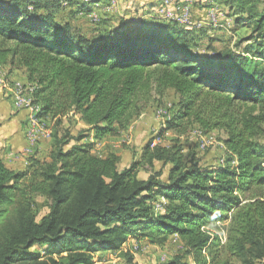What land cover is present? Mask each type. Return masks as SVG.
Here are the masks:
<instances>
[{"label": "trees", "instance_id": "1", "mask_svg": "<svg viewBox=\"0 0 264 264\" xmlns=\"http://www.w3.org/2000/svg\"><path fill=\"white\" fill-rule=\"evenodd\" d=\"M61 1L0 0V66L25 71L50 134L46 160L13 169L0 157V264H92L97 251L129 237L163 245L172 235L184 253L167 264L186 255L194 264L264 261V1H225L250 28V45L216 57L197 54L188 31L156 20L124 22L100 38L75 33L55 20ZM169 89L178 109L167 128L223 130L225 165L202 166L178 142L149 141L141 163L171 166L166 180L161 171L140 178V163L119 169L116 154L93 152L94 140L126 129L152 93ZM69 113L85 124L77 135L58 128Z\"/></svg>", "mask_w": 264, "mask_h": 264}, {"label": "rangeland", "instance_id": "2", "mask_svg": "<svg viewBox=\"0 0 264 264\" xmlns=\"http://www.w3.org/2000/svg\"><path fill=\"white\" fill-rule=\"evenodd\" d=\"M71 1V4L67 0L60 2V5L54 11L55 20L59 24L68 23L72 31L89 38L105 36L108 31L122 27L124 22L140 20L153 22V20H156L159 23L175 24L177 28L180 27L184 31H188L191 36L196 37L197 45L194 51L202 56L216 57V52L236 43L239 45L238 52L243 47L250 45V42L247 43L243 38L251 33L250 28L236 23V9L230 7L231 3L225 2L226 0ZM258 9H264L263 2L259 4ZM16 83H20L24 87L25 94H29L26 89L33 86L30 83L21 82H13L12 85L15 86ZM10 89L11 93H15L13 87H10ZM177 101V94L169 89L163 97L152 93L150 99L143 103L140 114L132 119L126 129L121 130L120 135L114 137L117 144L119 143V150H121L118 162L119 169L125 168L136 161L141 164L138 168L140 177L145 178L152 173L161 171V179L166 180L168 169L171 166L170 163L161 161H155L153 165H148L145 162L141 163L142 149L149 141H152L150 145L164 146H170L178 142L182 147L184 158L190 159L193 157L202 166L215 167L226 164L230 152L227 151L223 141L226 138L223 130L214 129L203 133L197 124H189L185 128L184 124L182 127L177 128L178 131L184 128L183 133L167 128V122L178 109ZM78 119V115L69 113L62 118L58 128L65 129L68 127L72 134L77 135L84 129L82 121ZM150 119H156V123L148 126L147 130L143 127L142 133H134V130L141 126L139 124ZM52 124L53 122L48 123L50 127ZM143 124L147 125L146 123ZM46 137L50 138V136ZM258 141L264 146V133L258 137ZM106 147L108 149L103 154L109 153L111 146L107 145ZM99 151L104 150L101 147L100 149L93 147V152L96 155H99ZM43 158L46 160L48 157ZM262 158L264 160V156ZM39 201L41 200L39 199ZM151 202L154 204L155 211H161L165 200L163 197L157 196ZM218 223L223 225L227 224L228 221ZM202 227L204 229L211 228L209 224ZM183 253L182 243L176 236H170L162 246L151 244L147 240L139 242L129 237L116 250L97 251L94 254L92 264H167L178 256H182ZM180 263L192 264V260L190 256L186 255L181 258ZM255 264H264V261H257Z\"/></svg>", "mask_w": 264, "mask_h": 264}, {"label": "crops", "instance_id": "3", "mask_svg": "<svg viewBox=\"0 0 264 264\" xmlns=\"http://www.w3.org/2000/svg\"><path fill=\"white\" fill-rule=\"evenodd\" d=\"M13 82L28 84L29 82L27 81L25 71L9 65L0 66V157L7 167L23 169L26 167L28 159L31 157L38 159H44L43 157L45 156L48 157L47 153H49L48 150H50V138L43 137L36 143H30L26 139L25 133L29 114L26 109H20L17 106L10 89V87L13 86ZM143 123L139 124L141 126L134 130L135 134H137V132L142 133L144 130L142 129L143 127L147 130L148 126L156 123V119H150L149 121L145 120ZM82 126L85 128L84 123H82ZM120 132L121 130L118 129L114 135H108L101 139L94 140V146L97 149L101 147V149L104 150L101 152L99 151V156L104 157L108 154V152L103 154V152L108 149L106 147L108 145L111 146L109 153H114L120 157L121 150H119V143L117 144L114 138L120 135ZM87 138V140L93 141L92 133H90ZM138 177H140L139 174ZM142 240L146 239H138L139 242H142ZM192 264L194 263L192 262Z\"/></svg>", "mask_w": 264, "mask_h": 264}, {"label": "bare ground", "instance_id": "4", "mask_svg": "<svg viewBox=\"0 0 264 264\" xmlns=\"http://www.w3.org/2000/svg\"><path fill=\"white\" fill-rule=\"evenodd\" d=\"M14 88V92H21L22 95H26L25 94V90H24V87L20 85V83H16L15 86H12ZM33 86H29V88H27L26 90H28V93L27 95H30L29 96V102H27V109H31V112H32V116L31 114H29V119H28V122H27V126H26V138L27 140H29V126L32 125V130L35 132V133H47L46 136H49V130H47L46 128V125H45V120L38 115V113L40 112V105L37 104V103H34L33 102V95H32V90H33Z\"/></svg>", "mask_w": 264, "mask_h": 264}, {"label": "built area", "instance_id": "5", "mask_svg": "<svg viewBox=\"0 0 264 264\" xmlns=\"http://www.w3.org/2000/svg\"><path fill=\"white\" fill-rule=\"evenodd\" d=\"M17 103V106L20 109H26L28 111V114H31L32 116V112L31 109H27V102H29V96L30 95H22L21 92H16V93H11ZM47 133H35L32 130V125L29 126V142L30 143H36L38 142L41 138L46 137ZM217 225L221 226V223H216ZM208 231L212 232V233H216V231H214L213 229H209L207 228ZM221 242L223 243L225 241V234L224 231H221L218 233ZM204 252V251H203Z\"/></svg>", "mask_w": 264, "mask_h": 264}]
</instances>
